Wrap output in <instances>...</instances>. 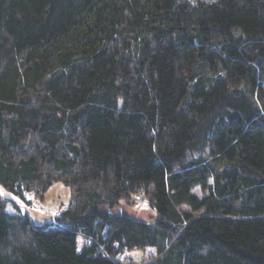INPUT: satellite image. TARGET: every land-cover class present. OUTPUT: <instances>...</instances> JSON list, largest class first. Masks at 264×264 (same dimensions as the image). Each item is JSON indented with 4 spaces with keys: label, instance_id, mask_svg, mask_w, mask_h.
<instances>
[{
    "label": "trees",
    "instance_id": "1",
    "mask_svg": "<svg viewBox=\"0 0 264 264\" xmlns=\"http://www.w3.org/2000/svg\"><path fill=\"white\" fill-rule=\"evenodd\" d=\"M58 181L0 194V264H264V0H0V186Z\"/></svg>",
    "mask_w": 264,
    "mask_h": 264
},
{
    "label": "rangeland",
    "instance_id": "2",
    "mask_svg": "<svg viewBox=\"0 0 264 264\" xmlns=\"http://www.w3.org/2000/svg\"><path fill=\"white\" fill-rule=\"evenodd\" d=\"M192 3H195L196 0H189ZM214 1V0H208ZM0 190H2L4 196L12 197L15 202L18 204V207L21 208L23 211H28L32 220L37 224H45L51 221V217L49 214L50 212L55 211L56 209L60 208L62 204L65 205L71 197L72 191L69 186L64 184L61 181L55 182L44 194L43 198H39L34 193H27L26 200L14 197L11 195L10 192L5 190L0 186ZM200 198L205 196L207 192L202 191L199 187H196L193 190ZM126 210L129 211L132 215L142 218L145 220H154L156 217L155 212L151 209L148 203V199H146L138 208L134 207L133 205H125L124 207ZM47 209L48 212L44 211ZM182 210H189L190 208L186 205L181 206ZM7 210L11 213H17V209L15 208L14 204L10 201L8 202ZM198 214V212H194ZM83 244V238L79 236L78 238V247L80 248ZM156 255V250L154 248H147L140 251H135L133 254V258H129L134 264H143L144 262L149 261ZM129 256V255H128ZM128 257L125 258L126 262L129 260Z\"/></svg>",
    "mask_w": 264,
    "mask_h": 264
},
{
    "label": "built area",
    "instance_id": "3",
    "mask_svg": "<svg viewBox=\"0 0 264 264\" xmlns=\"http://www.w3.org/2000/svg\"><path fill=\"white\" fill-rule=\"evenodd\" d=\"M144 201H145L144 198H143L141 195H138L137 198H136V200H135V204H134V206L138 208V207H139ZM68 207H69L68 204L62 205L60 208L56 209V210L53 211V212H50V211H49V214L52 216L53 219H56V218H58V217L61 215L62 212L66 211V210L68 209ZM44 211L48 212L47 209H44ZM133 253H134L133 250H129V249H128V250H126L125 253H121V254L118 256V259H120V260L123 259L124 254H129V255H131V254H133Z\"/></svg>",
    "mask_w": 264,
    "mask_h": 264
},
{
    "label": "snow or ice",
    "instance_id": "4",
    "mask_svg": "<svg viewBox=\"0 0 264 264\" xmlns=\"http://www.w3.org/2000/svg\"><path fill=\"white\" fill-rule=\"evenodd\" d=\"M0 194H3L2 190H0Z\"/></svg>",
    "mask_w": 264,
    "mask_h": 264
}]
</instances>
